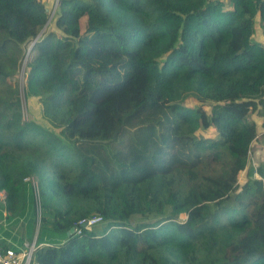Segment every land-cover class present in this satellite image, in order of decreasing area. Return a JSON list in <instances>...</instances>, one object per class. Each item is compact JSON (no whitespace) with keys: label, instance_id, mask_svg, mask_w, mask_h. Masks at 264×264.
Segmentation results:
<instances>
[{"label":"trees","instance_id":"trees-1","mask_svg":"<svg viewBox=\"0 0 264 264\" xmlns=\"http://www.w3.org/2000/svg\"><path fill=\"white\" fill-rule=\"evenodd\" d=\"M48 17L0 0V210L30 237L35 177L51 235L31 264H264V161H248L264 143V0H57L42 30ZM26 52L23 92L48 127L22 114ZM94 214L103 230L69 233Z\"/></svg>","mask_w":264,"mask_h":264},{"label":"rangeland","instance_id":"rangeland-1","mask_svg":"<svg viewBox=\"0 0 264 264\" xmlns=\"http://www.w3.org/2000/svg\"><path fill=\"white\" fill-rule=\"evenodd\" d=\"M42 1L45 4L46 10L49 13L47 23L45 24V26L43 27L42 30H44V29L49 30V29L53 28V18H54V14H55L56 5H57V0H42ZM81 24H82V21H81ZM260 25L261 24H260L259 20L256 18L255 24H254V33L252 35V40L255 42H258L261 45H264V37L262 35ZM27 57H28V53L26 52V54H25V56L21 62V65L19 66L18 71L14 77V79L17 82L18 88H19V98L21 101L22 114H23V117L25 119L35 120L41 126H44V127L47 126L48 127L49 125L40 115V109H39L40 107H39V104L37 103V100L33 99L30 96L25 95V93L23 92V88H24L25 80H26V77H25L26 73H25L24 67H25V60ZM12 83H14V81ZM185 103H186V105L193 106L196 104V100L194 97L188 96L185 99ZM206 108L208 109L209 107H206ZM249 120L255 121L256 123L261 122V118L259 115H257L256 112L250 113ZM258 133L259 134L257 137L259 139V138H261V134L263 133V130L259 129ZM203 134L212 135L213 129L210 128L208 130H205V131H203ZM252 144H253L252 147L254 148V150H252L250 152L248 161L250 162V166H255L258 164V161H264V143L260 142L256 138V140ZM249 168L250 167H248L247 169H249ZM244 177H245V173L242 171L239 174L238 179L240 181H243ZM184 217L185 216L183 214L179 215V218H181V219H183ZM154 218L155 217H152V216H148L147 218L133 216L131 219V222L135 223V222H139V221H152ZM104 227H106L105 221L97 223L96 225L93 226V228H95L97 230H103ZM44 233L51 235V233H48L47 230H45L44 228H40L39 231H38V229L35 230V232L33 231V233H32L33 236L31 234V236L28 238H31V237L34 238V234H35V238L38 241V239H41V237H42L41 234H44Z\"/></svg>","mask_w":264,"mask_h":264},{"label":"built area","instance_id":"built-area-1","mask_svg":"<svg viewBox=\"0 0 264 264\" xmlns=\"http://www.w3.org/2000/svg\"><path fill=\"white\" fill-rule=\"evenodd\" d=\"M24 180L28 183L31 188L34 208H35V230L38 229L40 220V198L38 191V184L35 177L26 176ZM103 221V217L100 214H94L89 217H84L78 220L77 226L73 227V232L76 234L80 233V227H93L97 223ZM41 244L36 243V238L30 242H25L20 250L6 249L0 252V264H31L35 249Z\"/></svg>","mask_w":264,"mask_h":264},{"label":"crops","instance_id":"crops-1","mask_svg":"<svg viewBox=\"0 0 264 264\" xmlns=\"http://www.w3.org/2000/svg\"><path fill=\"white\" fill-rule=\"evenodd\" d=\"M2 197L3 194L0 192V198ZM24 219L25 217L16 218V220L14 218H5V211L3 209L0 210V252L6 249L20 250L25 242H30L34 239L32 237L28 238V235H26L24 231ZM35 228L36 227H34V229ZM20 231H22V233H20ZM33 231L35 232V230ZM39 244L43 243L39 242Z\"/></svg>","mask_w":264,"mask_h":264},{"label":"water","instance_id":"water-1","mask_svg":"<svg viewBox=\"0 0 264 264\" xmlns=\"http://www.w3.org/2000/svg\"><path fill=\"white\" fill-rule=\"evenodd\" d=\"M30 46H31V45H30ZM29 48H30V47H29ZM29 48H28V49H29ZM71 232H73V228H70V229H69V233H71Z\"/></svg>","mask_w":264,"mask_h":264}]
</instances>
